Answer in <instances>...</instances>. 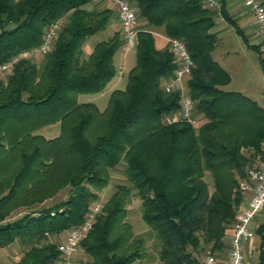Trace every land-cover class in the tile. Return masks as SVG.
<instances>
[{"label": "trees", "instance_id": "obj_1", "mask_svg": "<svg viewBox=\"0 0 264 264\" xmlns=\"http://www.w3.org/2000/svg\"><path fill=\"white\" fill-rule=\"evenodd\" d=\"M127 1L137 19L134 64L124 86L112 89L99 109L80 96L101 92L114 76L112 56L122 37L115 31L87 54L82 45L104 30L111 9L89 6L91 0H0V63L13 61L0 75V248L15 241L26 247L12 264H52L59 242L42 240L80 225L117 166L125 183L114 185L99 204L77 245L87 258L75 264L145 261L143 235H133L124 221L133 197L154 241L155 264H201L205 247L203 255L225 246L224 232L242 198L237 182L263 154L264 107L223 88L229 75L211 55L214 10L199 0ZM224 1L218 13L231 24ZM58 18L62 23L50 50L20 57ZM156 28L180 38L192 59L186 88L195 127L165 121L179 96L162 87L176 65L167 46L155 47ZM54 124V136L39 132ZM66 187L58 202L4 221L12 209ZM256 233L254 264H264V221Z\"/></svg>", "mask_w": 264, "mask_h": 264}, {"label": "built area", "instance_id": "obj_2", "mask_svg": "<svg viewBox=\"0 0 264 264\" xmlns=\"http://www.w3.org/2000/svg\"><path fill=\"white\" fill-rule=\"evenodd\" d=\"M103 3L109 7L118 22L124 49L135 44L137 33V19L127 0H92ZM207 9H218L219 0H199ZM242 6L250 15L254 33L257 37L261 53L264 57V3L263 0H241ZM62 23V18L51 22L43 32L39 44L23 51L20 57H31L44 54L50 50L57 31ZM152 35L161 37L171 52L176 65L173 75L163 82L165 91L178 92V107L166 115L167 123L183 122L192 127L198 123L193 113V102L187 94L186 78L193 67L192 59L180 38L169 37L162 33L151 31ZM13 61L0 63V75L6 73ZM237 188L245 194L246 201L241 207H237L234 220L229 226L230 233L225 245L224 255L219 257L207 251L201 264H245V255L241 250V244L247 243L254 235L249 227L252 218L264 210V148L263 154L257 165L247 169L246 177L238 180ZM98 202L92 204L86 212L80 225L73 226L64 232L62 240L57 244L58 258L52 264H73V255L80 240L90 230L96 213L99 211Z\"/></svg>", "mask_w": 264, "mask_h": 264}, {"label": "rangeland", "instance_id": "obj_3", "mask_svg": "<svg viewBox=\"0 0 264 264\" xmlns=\"http://www.w3.org/2000/svg\"><path fill=\"white\" fill-rule=\"evenodd\" d=\"M237 2L239 1L237 0ZM225 4L226 2L224 1L223 9L225 11V14L232 21L231 24L226 22V20L221 16V14L218 13V9H212L216 12L213 18L214 25L211 29V31L214 32L216 36V46L214 47V50L211 53L212 58L215 60L221 57L223 54L227 55V58L224 61L220 62L222 65H226L225 69L226 72L228 71L227 73L229 75V81L226 85H224L225 89L233 90V91L242 90V93L248 96L249 98L253 100L260 99V102L263 103L262 97H258V91L261 88V86H263L264 84L263 67L259 63V60L255 52L256 50L254 48L243 49L239 40L240 37L236 33V29L239 30V32L242 33L243 38H245V40L249 42L255 38L254 34H252L253 33L252 27L248 24H244L243 27H240L239 23L237 22V19L233 15V12L231 10L228 11L227 8L225 7ZM89 6L105 7L106 5L91 0ZM130 6L132 10L135 12L134 7H132V5ZM108 28L109 27L89 37L86 41L85 48L87 47V44H89L91 40L105 39L104 35L106 34ZM151 31L162 33V30L160 28L152 29ZM259 53L262 56L260 51ZM125 56H126V62L128 58L132 60L133 59L132 50L127 51ZM262 60L264 61V59ZM260 77H262L263 82L261 81ZM186 79H188V77ZM106 99L107 98L96 100L95 101L96 106L99 109H102L106 103ZM55 130H58L57 124H54L53 127H49L47 129L41 128L39 132L43 134V136L47 137L53 134ZM120 183H125V178L122 174V167L117 166L116 168L110 171V178L108 185L99 192V197L97 200L98 203L101 205L114 191V185ZM67 190H68L67 187L63 188L58 192H56L52 197L44 199L40 203L33 204L28 207L18 206L17 208L12 209L6 215L4 221H13L16 220L17 218H20L26 212H30L32 210H37L41 207L52 205L53 203L63 199L67 194ZM126 211L127 212L124 217V221H126L131 226L133 235H143L145 239L144 245L146 247L148 256L145 258V261L141 264H155L156 262L153 260V257L156 255L153 246L154 241L153 238L148 236L147 234L148 229L140 219L139 200L136 197L131 198L129 203L126 205ZM63 236H64V232L57 237L47 236V238L45 240H42V242L56 241L58 243L62 240ZM24 248H26L25 245L20 244L18 241H15L13 243L6 245L5 247L0 248V264L14 263L19 259L21 252ZM208 249H209L208 247H205V249L201 251L199 258L201 256L203 257L204 252ZM224 252H225V246L219 251L216 252L214 251L211 253L215 256L217 254L219 257H221L224 255ZM85 258L87 257L81 251L79 246H77L73 255V264H75L78 260L83 261L85 260ZM257 258H258L257 251L250 253V255H245V264H254L257 261Z\"/></svg>", "mask_w": 264, "mask_h": 264}, {"label": "crops", "instance_id": "obj_4", "mask_svg": "<svg viewBox=\"0 0 264 264\" xmlns=\"http://www.w3.org/2000/svg\"><path fill=\"white\" fill-rule=\"evenodd\" d=\"M238 1L239 2H237V0H225V2H226L225 7L227 8L228 11L231 10L233 12V15L237 19V22L239 23L240 27H243L244 24H248L252 27V31H253L252 34H254L255 38L249 42H247V41L244 42L242 40V38L239 36L241 38V39L239 38V40H240V43H241L243 49L254 48L256 50L255 52H256L257 58L259 60L260 65L263 67V72H264V61L262 60V59H264V57H263V55L261 56L259 53V51L261 52V48L258 44L257 37L254 33V27L251 23L250 15L247 12V10L242 6L241 0H238ZM107 27H109V28H108L106 34L104 35V38H108L115 31L119 32V25H118V22L115 18L114 13L112 14V17L109 19L108 23L106 24L104 30ZM87 39L85 40V42L82 45L83 52L85 54L89 53L91 48H92V45L95 42L100 40V39L91 40L90 43L87 44V47L85 48V46H86L85 44H86ZM154 44H155V47H157V48L166 47L165 41L159 36H156V37L154 36ZM251 44H253L254 46ZM255 46L257 49L255 48ZM129 50H132L133 59L130 60L128 58V60L126 62V56L125 55H126L127 51H129ZM226 58H227V55L223 54L218 59H215V61L225 71H226V69H225L226 65H222L220 62L224 61ZM261 60H262V63H261ZM112 63H113V66H114L116 72H115L114 76L110 79V81L106 84L105 88L101 92L96 93V94L80 96V99L90 100V101H93L95 103L96 100H100L102 98H107L108 93L112 89L122 88L124 86V82H125V73L134 64V45L131 47H128L126 49H124L122 46H120L114 52V54L112 56ZM260 79L263 82L262 77H260ZM223 88L225 89V86H223ZM239 92H242V90ZM81 97H83V98H81ZM258 97H262L263 103L260 102V99H257L255 101H257L259 104H261L264 107V84H263V86H261V88L258 91ZM49 127H53V125L45 126L42 129H47ZM56 132H57V130H55V132L53 134H51L47 137L54 136L56 134ZM246 197L247 196L245 194H242V198L240 200L238 207H241L245 204ZM263 221H264V211L259 212L258 214H256L252 218V220L249 224V227L253 230L254 235L249 240V242L241 244V250L243 251L244 255H250V253H253L255 251L259 252L260 238H259V235L256 233V229ZM229 233H230V228L226 229L224 232V235L222 238L224 245H226Z\"/></svg>", "mask_w": 264, "mask_h": 264}]
</instances>
